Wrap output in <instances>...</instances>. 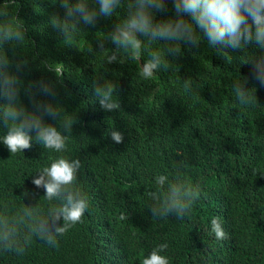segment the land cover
I'll return each instance as SVG.
<instances>
[{"label": "trees", "instance_id": "16d2710c", "mask_svg": "<svg viewBox=\"0 0 264 264\" xmlns=\"http://www.w3.org/2000/svg\"><path fill=\"white\" fill-rule=\"evenodd\" d=\"M167 4L158 19L174 14L171 0ZM11 11L28 38L18 50L29 60L21 80L53 82L61 111L77 122L63 152L33 141L30 150L12 154L0 141V209L37 203L46 211L44 189L32 180L59 157L80 160L74 187L89 204L82 220L58 237L57 247L33 237L23 255L0 252V264H142L164 243L160 254L169 264H264V86L254 78L252 62L243 61L259 53L255 45L223 55L206 41L199 48L182 46L167 71L143 79L139 71L147 50L141 61L104 62L114 44L104 39L101 52L97 41L118 22L116 16L81 24V31L64 40L48 23L52 13L63 15L60 0H15ZM90 46L95 52H88ZM94 77L116 84L119 110L100 107ZM240 78L256 96L251 106L236 99L233 83ZM186 79L191 92L183 87ZM21 100L32 107L23 91ZM113 129L123 134L122 143L111 139ZM5 131L0 126V136ZM177 167L198 189V198L183 220L151 216L148 193L156 190V176L174 179ZM214 218L227 239L211 231Z\"/></svg>", "mask_w": 264, "mask_h": 264}, {"label": "clouds", "instance_id": "9594fccd", "mask_svg": "<svg viewBox=\"0 0 264 264\" xmlns=\"http://www.w3.org/2000/svg\"><path fill=\"white\" fill-rule=\"evenodd\" d=\"M14 3L15 0L0 3V126L6 129L0 141L12 154L30 150L33 141L46 149L63 152L66 134L71 133L72 125L77 122L76 116L61 111V105L55 100L53 82L41 79L25 84L21 80L20 73L29 60L18 55V50L25 47L28 38L23 21L11 11ZM171 3L174 14L158 19L156 13L167 11V0H60L63 15L52 13L48 23L66 40L81 31V24L91 26L99 17L116 16L118 22L97 41L101 52L106 49L104 39L114 44V48L105 53L104 62L108 65L141 61L147 50L148 59L140 64L139 71L143 79H151L157 71H167L171 60L182 54V46L199 48L202 41H206L210 48L223 55L229 49L245 51L254 44L259 53L249 55L243 61L252 62L253 76L264 86V0H171ZM154 43L162 47L151 50ZM88 52L95 50L90 46ZM44 63L58 78L63 76L62 71L57 73L48 62ZM246 84L244 78L233 83L241 106L257 102L254 92H250ZM183 87L191 92V80H184ZM92 88L103 110L120 109L119 100L113 98L116 84L94 77ZM22 91L29 98L31 108L22 102ZM45 117L56 124L47 123ZM108 134L116 143L123 142L120 131L113 129ZM80 168L79 159L59 157L33 178L32 183L44 189L43 197L49 202L46 211L37 203H23L18 209L7 206L0 209V252L23 255L33 237L51 247L58 246V237L80 222L88 209L87 196L74 187ZM155 184L156 190L148 193L151 216H174L183 220L199 196L198 189L183 178L179 167L174 179L158 175ZM120 218L125 219V216ZM211 231L218 240L228 238L215 218L211 221ZM166 248V243L158 245L142 264H169L167 257L160 254Z\"/></svg>", "mask_w": 264, "mask_h": 264}]
</instances>
